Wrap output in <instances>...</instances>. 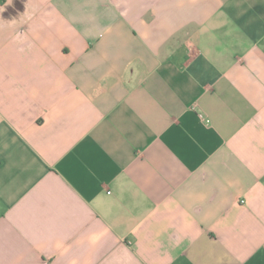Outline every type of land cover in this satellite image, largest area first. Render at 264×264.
<instances>
[{
	"label": "crops",
	"instance_id": "1",
	"mask_svg": "<svg viewBox=\"0 0 264 264\" xmlns=\"http://www.w3.org/2000/svg\"><path fill=\"white\" fill-rule=\"evenodd\" d=\"M0 264H264V0H0Z\"/></svg>",
	"mask_w": 264,
	"mask_h": 264
}]
</instances>
